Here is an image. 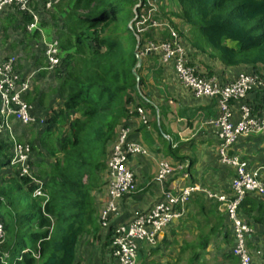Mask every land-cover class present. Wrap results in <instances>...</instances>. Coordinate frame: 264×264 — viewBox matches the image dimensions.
<instances>
[{
	"label": "trees",
	"instance_id": "1",
	"mask_svg": "<svg viewBox=\"0 0 264 264\" xmlns=\"http://www.w3.org/2000/svg\"><path fill=\"white\" fill-rule=\"evenodd\" d=\"M158 1L61 0L54 5L52 27L46 32L59 40L60 63L53 78L58 85L53 92L61 103L48 109L43 129L22 131L17 139L30 145V164L36 177L44 181L49 200L44 205V198L33 197L35 184L10 166L15 144L6 132H0V225L4 233L0 264H75L77 242L95 223L91 192L102 183L110 143L134 95H140L139 84L144 83L133 72L144 40L137 41L135 23L131 28L130 21ZM169 1L175 7L177 25L188 28L186 36L193 37L196 46L206 40L220 52L225 67L248 72L264 68V0ZM45 3L37 1L32 8L41 10ZM20 16L18 26L28 32L32 15L23 12ZM1 30L7 31L8 25ZM27 99L32 98L28 95ZM37 99L46 105L43 94ZM247 102L255 112H263L264 92L253 91ZM191 206L196 209L194 238L180 250L189 252L186 264H197L214 236L217 240L222 235L227 242L232 225L220 202L205 193L194 194L187 209ZM254 211L259 215L255 220L264 223V203L249 194L241 213L251 217ZM247 223L251 225L248 219Z\"/></svg>",
	"mask_w": 264,
	"mask_h": 264
},
{
	"label": "crops",
	"instance_id": "2",
	"mask_svg": "<svg viewBox=\"0 0 264 264\" xmlns=\"http://www.w3.org/2000/svg\"><path fill=\"white\" fill-rule=\"evenodd\" d=\"M60 1L61 0L57 1L55 4L59 3ZM38 5L40 6V3ZM54 5L49 10L45 8V5L41 9L50 11L53 9ZM10 7L1 10L2 12L0 13V17L7 9L9 11L7 16L14 15V18H16L18 22H21L20 13L23 12L14 10V7ZM35 11L39 12V10ZM40 22H42L41 17ZM182 29H184L185 32L188 30V28H185L184 26H182ZM35 32L38 33V31ZM3 37L8 36L5 35ZM187 37H189V35ZM29 38V41H26V39L19 41L23 47H26L27 54L21 52L20 50L6 54L0 50V60L6 61L12 53H15L18 54V60L21 58L23 59V63L24 59H27V56L29 55V48L32 56H38L37 60L39 59V54H42L40 59L43 60V64L37 63L36 61V65L38 66L36 71L45 70L43 72H47L49 75L54 74L55 71L52 72L47 69V62L43 52V47H41V49H36L32 45L34 40H39L38 37L35 39H31V37ZM53 38L58 39L53 35L48 39ZM12 43L16 44L12 37H10L9 47H12ZM28 44L29 46L27 47ZM187 46L190 50V64L196 65L203 70L206 68L207 71L204 70L206 73L215 72L219 74L220 78L213 75L212 77L217 78L221 81V83H225L226 81L223 82L225 79L232 80L238 77L241 73L248 72L245 71L248 69L225 67L221 60H219L217 57L214 60L210 59L209 57H213V55L209 54L208 51L211 49L205 43L203 45L196 46V42L193 40V44H190V46L187 44ZM148 54L149 53L144 51L142 54H140L142 59L141 77L144 78V82H146L147 79L150 81L148 82V86L153 90L146 91L144 83L138 86L139 94L141 96L134 95V100L128 106V114L121 118V122L119 123L116 130L115 138L110 143L106 157L108 158L114 143L118 140L121 129L124 127L130 129L129 138L141 144L147 150V153L128 155V167L134 171L137 189L135 192L120 198V200L117 202L116 211L110 215L112 221L111 224L122 222L126 223L130 219H133L136 212L147 211L162 200L163 197L161 195V185L156 181L159 162L162 159L168 160L173 166L182 164V168L176 170L173 175L167 179L165 187L175 188L183 185L199 184L206 189L209 186L210 188L208 189L216 194L231 195L232 193L231 183L236 173L232 167L221 163L218 154L220 140L217 137L216 129L210 124L212 120L217 118L219 113L217 100L215 98H206L195 95L190 89L180 83L178 76L176 75L177 73L174 70L175 67L173 65L171 66V63L164 64L161 62L159 57L156 56L157 59L154 60L153 56H149ZM22 63H19L16 67L17 70H15L21 79L24 78V76H22ZM138 68H136V70H138ZM260 70L264 73V68L260 67ZM53 78H55V74L51 80L53 81V84L49 85L47 91H44L46 95L49 94L50 87L52 88V91H54L53 86L57 85V83H55L56 80ZM139 78L137 79L136 76L137 81ZM160 80L163 82V84L160 82ZM42 91L43 90L40 92ZM28 95L32 98L31 100L27 99ZM37 96L38 93L35 92L34 86L30 87L28 91L23 93L24 100L30 106V112L34 117H36L37 121L32 124L24 125L20 121L11 118V121L13 120V126H10V128H4L2 133L6 132L9 137H13L15 131L16 135L19 137L20 129L18 130V128L20 126H25V129H27V127L31 125H42L46 118L48 109L52 106L56 109L61 103L58 102L60 96H57L55 98L57 101L50 100L48 103L46 102V105H41L38 102ZM165 98L168 99L165 100ZM253 100L255 99L253 98ZM2 103L3 102L0 97V110L2 108ZM233 109L238 115V102H234ZM2 120L3 115H0V122ZM152 123L154 124L157 133L159 132V137L168 143L170 154L163 153L161 143L162 140L159 141V145H157L155 150H150L145 144L147 139L152 140L153 138V130H151ZM12 127H14V131ZM167 129L169 131H167ZM18 137L16 138V141ZM238 149V147H236L235 150L233 148V152L239 154L241 157H244L241 153L245 152V148H243V150ZM151 153L157 155V159H155ZM192 162L194 164L193 166H190ZM251 163L250 165L253 169L264 167V164L258 165V163ZM262 173V178L264 179V170H262ZM175 175H178L179 178H175ZM108 192L107 179L104 176L102 177V183H100V185L91 192L93 206L95 208V223L88 226L87 231L79 238L77 242L75 264H118L109 249L110 233L107 230L102 229L100 221L101 209L106 203ZM250 195L264 203V194L252 193ZM187 212L188 210H186L185 215H187ZM257 213V211H254L251 217H246L244 215L245 220L247 221L248 219L251 225L254 227V234L248 238L247 244L251 255L255 259L254 262L256 264H264V223L257 222L255 220V217L259 216ZM170 226L160 233V237ZM230 234L231 237L229 236V238H226V243H220L217 240H215V243L212 241L207 247L209 253L206 254V256L204 254L202 258H215L219 260V264H239L238 258L233 255L232 251L235 245V238L232 233ZM221 239H224L222 235ZM137 246L138 264H150V260L145 261V255L149 250L152 249L153 246L151 247L145 241H138ZM184 264H186V260Z\"/></svg>",
	"mask_w": 264,
	"mask_h": 264
},
{
	"label": "built area",
	"instance_id": "3",
	"mask_svg": "<svg viewBox=\"0 0 264 264\" xmlns=\"http://www.w3.org/2000/svg\"><path fill=\"white\" fill-rule=\"evenodd\" d=\"M33 0H0V11L17 6L20 10L29 11L33 22L28 24L29 30L38 28L40 16L36 15L31 5ZM46 1V0H45ZM58 0L46 1L45 8L51 9ZM30 7L32 10H30ZM144 15V14H142ZM141 15V16H142ZM140 16V18H141ZM138 17V20H140ZM145 19L142 22L145 23ZM177 41L152 45L151 49L161 53V62L169 64L174 61L180 83L190 89L195 95L206 98H215L218 103V116L210 122L220 140L218 154L222 164L234 168L235 176L231 183V195L216 194L199 184L183 185L175 188L165 187L167 179L182 168V164L173 166L168 160L162 159L156 175V181L161 185L162 200L147 211L136 212L128 222L111 224L110 215L117 209L120 198L136 191V177L134 171L128 167V155L146 154L147 150L135 140L129 138L130 129H121L118 140L114 143L107 158L106 170L103 177L107 179L108 198L101 209L100 221L102 229L110 233L109 249L118 264H138V241H145L148 245L156 242L158 235L173 222L186 214L187 204L194 194L205 193L208 198L220 202L231 222V231L235 238L233 254L239 264H256L248 250L247 240L254 234L241 216V204L249 194L264 193V167L251 168L249 162L239 154L233 152L234 145L242 137L250 136L255 132H264V112L257 113L252 104L247 102L250 94L255 90L264 92V73L243 72L238 77L221 83L215 77L205 76L197 66L191 65L186 59L185 50ZM45 54L51 68L60 63V45L56 38L44 41ZM163 50V52H161ZM145 52V49H144ZM146 52H150L146 49ZM18 60V54L0 63V95L2 99L3 120L0 122V132L10 128V120L14 118L24 125L37 121L30 112V106L22 99L28 83L21 79L13 66ZM234 102L239 103L238 115L233 109ZM11 164L21 168V176H26L35 184L33 197L44 198L43 204L49 200L44 190V181L36 177L30 164L31 148L29 144L18 143L15 139ZM243 220H242V219ZM52 228L50 229L51 232ZM3 236V227L0 225V239ZM38 256V254H37ZM264 262V261H263Z\"/></svg>",
	"mask_w": 264,
	"mask_h": 264
},
{
	"label": "rangeland",
	"instance_id": "4",
	"mask_svg": "<svg viewBox=\"0 0 264 264\" xmlns=\"http://www.w3.org/2000/svg\"><path fill=\"white\" fill-rule=\"evenodd\" d=\"M46 1H48V0H46ZM33 3H37V0H33L32 5H33ZM46 3L44 5H46ZM139 3L136 6H139ZM32 5H31V7H32ZM12 7H14V10L17 9L21 12L29 13L31 15V13L29 11L20 10L16 5L12 6ZM31 7H30V10H32ZM55 11H56V9L55 10L52 9L50 11H46L44 9H41V10H39V12L33 11L36 15H39L41 17L42 22L46 21V23L43 24L40 22V24L38 25V28L35 30H29L28 27H26V29L30 33H34L35 31H38V35H36L35 37H38L39 40L38 41L34 40L32 42V45L36 49H41V47H43V52H44L45 59L47 62V69H49L52 72H54L58 68V66L53 67V68L50 67V65L48 63V59H47L46 54H45L44 41H46L52 35V32L50 35H47L46 29L52 27L51 26V23L53 22L52 13ZM1 12L2 11H0V13ZM8 12L9 11L6 9L3 12V15L0 17V50L6 54L9 52H16L17 50H20L21 52H24L25 54H27L26 47H23V45L19 41H22L24 39H26V41H29V39H30L29 37H32L31 36L32 34H30L29 32L26 33L22 28H20L18 26V24H19L18 20L16 18H13V17H8L7 16ZM8 18L10 20H8ZM43 18H44V20H43ZM142 19H145L144 20L145 23L142 22ZM137 20H138V15L135 16L133 18V20L130 21L131 28H133L132 24L135 23L134 32L137 35V37H136L137 41L139 42L142 39L144 40V43L141 46V49H145V52H146V49L148 48L150 52H147V53H149L148 54L149 56L152 55L154 60H156L157 57L161 58V53H156L154 50H152L151 49L152 45H159L161 43L168 44L170 42L173 43V42L177 41L178 44L185 50L186 59H188L189 63H191L190 50L188 49L187 44L190 46V44H193V40H195V39L193 37H187L186 36L187 30L185 32V30L182 29V26L177 25L179 21L175 16V7L172 4V2H170L169 0H159L158 3L156 2V4H151L149 6L147 13L142 15L139 21H137ZM31 22H33V20ZM5 25H8V30L7 31L5 30L3 32L1 29ZM145 33H147L146 36H145ZM5 35H7L8 37H3ZM200 35L204 39L203 34L200 33ZM10 37H12V39L16 43L15 47H9ZM204 42L211 49L208 51L209 54L213 55V57H209V58L214 60L217 57L220 60L221 59L220 52L213 49L206 40ZM171 45L178 47L177 53L179 54L180 53L179 48H181V47H179L178 45H175V44H171ZM28 46H29V44L27 45V47ZM161 52H163V50ZM28 53H29V55L27 56V59L26 58L24 59L23 63H22V61H23L22 58L17 60L16 64L13 66V72L15 70H17V68H16L17 65L19 63H22V70H23L22 76H24V78H23L24 81L25 82L27 81V83H28V88L26 91H28L30 89V87L34 86L35 92L38 93V95L43 94V99L45 102L48 103V101H50V100H56L55 98L59 95L57 93L53 92L52 88L49 90V92H53L51 97H49V94L46 95L44 92V91H47V88L49 87V85L53 84V81H51V80H52V77L54 76V74L49 75V74H47V72H43L45 70L36 71V69L38 68V66L36 65V61H37L38 56H32L29 48H28ZM13 55H15V53H12L9 57H11ZM41 56H42V54H39V58ZM8 58H7V60H8ZM6 61L0 60V63H4ZM170 63H171V66L173 65L175 67L174 61H172ZM194 66H196V65H194ZM174 70L177 73L176 68ZM202 70L203 69H201L200 71H202ZM204 70L207 71L206 68H204ZM137 71H138V75L141 76V72H142V66L141 65ZM211 73H215V72H211ZM211 75L220 78L219 74H217V73L211 74ZM211 75H209L208 73L205 74V76H208V77H212ZM178 80H179V78H178ZM148 82H150V81H148V79L146 80V82H144V87H146L145 88L146 91L153 90L152 88H150L148 86ZM160 82L163 84V82L161 80H160ZM139 85H142V84H139ZM36 87H37V89H36ZM41 90H43V91L40 92ZM0 97H1V95H0ZM21 97L24 100L23 94ZM168 98H170V97H168ZM168 98H165V100ZM58 102H61V100L59 99ZM0 115H3L2 108L0 110ZM9 124H10V126H13V120L12 121L10 120ZM44 126L45 125H31V126H28L26 130H24L25 126H20L18 128V130L20 129L19 133H21L22 131L30 132V131H32L33 127H35L36 129H43ZM164 128H165V126H164ZM12 129L14 131V127H12ZM151 130H153V132H152L153 138H152V140L147 139V142H145V144L148 146V148L150 150H155L157 145H159V141H161L162 139L159 137V134H158L159 132L157 133L153 123L151 124ZM167 131H169V130L167 129ZM17 137L18 136L16 135V133L14 131V136L9 137V138L12 140V142H14ZM161 143H162L163 153L170 154V151L168 149L169 148L168 143L166 141H163V140ZM236 147L239 148L238 150H243V148H245V152H243L241 154L243 156H245L246 159H249L252 163H259V162L264 163V132H255V133H252L250 136L242 137L239 140V142L234 145V150ZM13 148H14V146H13ZM238 153H240V152H238ZM151 155H153L155 157V159H157V155L152 154V153H151ZM35 159H37V158H35ZM39 162H41V158H39ZM10 166H13L18 171H21L20 167H18L16 165H12L11 162H10ZM13 167H10L11 170L16 171V169ZM174 177L179 178L178 175H175ZM174 177H172V178H174ZM178 181H180V180H178ZM182 184H184V183H182ZM208 188H210V187L208 186ZM188 209L191 211V214H189V212H188V215H185L180 220L175 221L165 231V233L161 237H160V234L158 235L156 242L154 244L150 245L151 247L153 246L152 249L150 247L151 250H149V251L147 250L148 254L146 253V255H145V261L150 260V264H184L185 258L187 257V255H189V252L188 251L183 252L182 250H180V246L183 245L185 241H192V239L194 238V233H192V232L196 228L194 219L192 218L194 213H196V209L193 208V206L189 207ZM220 209L222 210L223 207L220 206ZM241 216H242V214H241ZM243 219L245 220V217H243ZM249 226L251 228H254L252 225H249ZM230 231H231V228H230ZM3 237H4V233H3V236L1 237V239H3ZM217 238H218L217 241H219L220 243L225 242L224 239H221L220 235ZM215 240L216 239L214 236V240H213L214 243H215ZM161 243H163V244H161ZM233 244H232V246H233ZM213 246H215V245H213ZM219 250H221V249H219ZM248 250H249V247H248ZM205 252H206L205 253V256H206V254L209 253L208 249ZM179 257H183V261L181 260L177 263V260ZM251 257L254 261L255 260L254 257L252 255H251ZM238 263H239V261H238ZM37 264H41V261H39ZM197 264H219V260H217L215 258L208 259V258L204 257V259L203 258L200 259V263H197Z\"/></svg>",
	"mask_w": 264,
	"mask_h": 264
},
{
	"label": "water",
	"instance_id": "5",
	"mask_svg": "<svg viewBox=\"0 0 264 264\" xmlns=\"http://www.w3.org/2000/svg\"><path fill=\"white\" fill-rule=\"evenodd\" d=\"M137 58H138V63H137V65H136L135 69H134V74L137 76V79H138L139 76H138V74H137V70H136V68H138V67L141 65V60H142L140 54H138V53H137Z\"/></svg>",
	"mask_w": 264,
	"mask_h": 264
}]
</instances>
